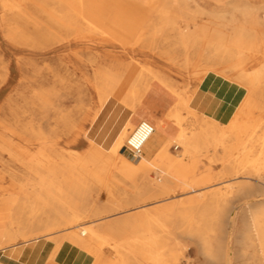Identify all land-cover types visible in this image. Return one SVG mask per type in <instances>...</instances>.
Returning a JSON list of instances; mask_svg holds the SVG:
<instances>
[{
    "label": "rangeland",
    "instance_id": "1",
    "mask_svg": "<svg viewBox=\"0 0 264 264\" xmlns=\"http://www.w3.org/2000/svg\"><path fill=\"white\" fill-rule=\"evenodd\" d=\"M0 1L2 2H0V77H3L5 73L10 74L7 85L0 93V120L5 119L8 124H13L14 120L9 115V110L14 108L16 117H19L21 123H25L31 118L37 128L47 136V141L41 143L29 141L30 138L23 140L19 137H12V142L15 145L35 153L48 144L49 149L55 153L72 154L77 152L81 159L85 158L92 149L93 143L88 138L92 133L94 134V120L101 113L103 107L98 102V93L95 87L98 71L120 73L127 66H132L130 83L135 85L138 73L148 68V70L159 72L172 80L176 91L188 97L190 92L188 87L191 82L200 80L209 73L220 75L215 71L205 70L206 63L204 61L196 63L191 60L186 64L182 48L174 41L175 31L171 30L169 25L176 22V27H182V22L192 18L210 21V27L229 33L242 21V13L248 7L243 3L237 4V0H170L169 2H174V4L166 11H161L158 8L145 11L142 30L122 39L111 31H104V34L81 31L82 33L79 35L71 31L68 32L66 26L56 22V19L63 16V10H65L60 3H56L58 0H51V2L49 0H38L39 2L36 0H34L35 2L33 0ZM5 1L9 2L8 4L19 2V8L22 6V12L28 15V21L21 19L22 29H24L22 35L11 36L5 28L9 16V9L4 8L3 10ZM10 1L12 2L10 3ZM43 2L44 4H42ZM224 2H226L225 8L215 5ZM53 3L56 6H52ZM211 5H215V7L213 8ZM54 9H58V12L56 10L54 12ZM43 12L47 13V16ZM53 18L54 20H52ZM45 19L47 22H44ZM26 22L29 24H24ZM35 29H37L36 34L39 29L41 32L39 31L40 33L36 35ZM53 29H58V31ZM43 36L46 40H41ZM54 37L56 38L54 39ZM195 72L199 74L195 75ZM223 78L236 83L230 78ZM138 87L139 85L135 86V89ZM139 91L140 94H143L142 101L150 95L144 93L143 84ZM263 92L264 89L262 90L264 95ZM34 93L47 97L48 104L37 103L36 106H31L30 100ZM8 98L11 99L10 102L7 101ZM261 99H264V96ZM110 101L123 104L121 99L110 98ZM261 107L264 109V100ZM183 111L181 113L185 115L186 112ZM169 113L170 111L165 116L167 122L162 121L167 127H173V119ZM258 113L259 111L256 112V114ZM62 115L67 117L66 123L60 120ZM191 119L187 117L188 121L186 120L175 128L185 129L186 132L192 131L194 119ZM138 123L129 129L121 146ZM17 128L19 129L20 126L18 125ZM175 145L179 147L176 148ZM195 145L188 148L176 141L173 143L166 142L164 139L159 140L154 159L149 160L155 162H153V166H148L150 168L147 173L148 179L154 183L151 188H147L143 183L132 188H128V184L124 181L117 184L115 181L121 180L119 175H115L113 180L107 183L108 186H104L100 184V180L106 177L104 170L91 166L85 170L76 169L73 177L80 180L78 187L75 188L77 194L73 193V197L78 198L77 213L80 215L76 224L79 226L90 224L96 228L99 224L119 221L141 212H147L149 216L157 218L159 211L156 210L163 205L169 203L178 205L193 197L199 199L201 192H208L206 197L208 198L214 187L198 192L199 187H195L194 183L199 178H210L212 181L210 184H214L217 181L233 178L229 174L234 170L237 171L236 177L240 178L230 182L228 193L219 202L221 211L218 214L214 213L213 206L206 201L192 209L191 214L196 221L192 225L193 231H189L184 222L172 219L165 222L164 228L156 227L154 232L159 239L164 240L165 252L177 256L174 260L175 264H264V256L258 252L253 232H249L248 205L264 208V185L260 186L254 180L256 173L259 172L257 170V152L251 157L245 158L241 157V153L233 146L229 152L225 153L221 149H217V151L210 148L204 149L197 142ZM232 150L233 152H231ZM118 152L128 159H132L131 155ZM221 159L228 161L222 164L219 162ZM176 171L181 172L184 176L180 178V181L168 176L169 174L174 175ZM95 175L100 177V180L94 178ZM248 175H251L252 180L241 179ZM29 181L26 171L6 153L0 151V204H2L0 216L3 217L0 248L5 247L1 241H3L8 220L14 208L13 197L8 194L18 188H27ZM161 185L167 189V193L164 195H160L158 191ZM193 189L197 190L192 191ZM67 192H69L68 187ZM35 206L36 204L32 203L29 209ZM83 209L84 212L81 214ZM70 216L72 214L67 212V217ZM53 217L52 214L50 218ZM104 229L97 230L103 232ZM34 232H38V230H29L26 238L16 237L6 244L7 247L11 248L35 241L32 240L37 236ZM204 237H207L211 250L218 251L217 259L211 260L204 253L205 246L202 241ZM64 243L69 244L67 242L62 244ZM118 258V253L110 246L103 247L102 259L104 261L109 263Z\"/></svg>",
    "mask_w": 264,
    "mask_h": 264
},
{
    "label": "bare ground",
    "instance_id": "2",
    "mask_svg": "<svg viewBox=\"0 0 264 264\" xmlns=\"http://www.w3.org/2000/svg\"><path fill=\"white\" fill-rule=\"evenodd\" d=\"M6 1L3 2V10L4 8H8L9 16L6 23L4 22L6 24L5 28L11 36L22 35L24 29H22L23 25H21V22L23 19L27 20L28 15L22 12V6L19 8V2L14 4L10 1L11 4H8L9 2ZM49 1L51 2V0ZM169 1L58 0L56 3H60L65 10H63V16L56 19V22L63 24L67 27L68 32H74L76 35L81 34L83 31L90 33L111 31L118 37L126 39L142 30L141 27H143L145 21V11L156 8L161 11H166L168 7L174 4V2ZM241 3L248 7L242 13V21L229 33L215 27H210V21L192 18L182 22V27H176V22L174 23L175 25H169L170 29L175 31V36L173 35L174 41L182 48L186 64L191 60L196 61V63L198 61L199 63L204 61L206 63L205 70L215 71L220 76L230 78L243 88L244 92L246 90V97L244 95L242 102L239 103L240 105L227 124H220L210 118L196 114L188 107L190 97H185L177 92L172 80L164 77L159 72H152L148 68L138 73L136 76L137 84L135 85H131L132 83H130L133 71L132 66H127L120 73H111L103 70L98 71L96 73L97 84L95 87L100 106L110 101V98L121 99L123 101V104H121L128 108L129 111L137 112L140 109L142 114L145 113V109L141 107L143 94H140L139 91L142 84L144 93L152 94L162 92L163 95L165 94L175 99L173 106L169 110V116L173 119V127H167L160 119L148 118L145 119L146 121L144 120L151 124L153 132L143 144L141 143V153L142 151L144 152L150 141L156 140L158 142L161 139L173 143L176 141L188 148L196 146L195 142H197L204 149L210 148L214 151L221 149L225 153L229 152V149L233 146L241 153V157L245 158H249L257 152V170L260 173H256L254 180L260 186H263L264 109L261 107V103L264 99H261V97L264 96L262 94V90L264 89V0H237V4ZM225 4L226 2L215 5L225 8ZM215 5L211 6L214 8ZM55 10L57 11L58 9H54L53 11L55 12ZM43 13L47 16L46 14L48 12ZM48 16L52 17L49 14ZM44 22H47V20L45 19ZM24 24H29V22ZM36 25L38 24L36 23ZM41 27L40 29H42ZM40 29L38 33L41 32ZM36 31L37 29L34 31L35 34ZM44 38L43 36L41 40ZM41 40L40 42H43ZM198 74L195 72V75ZM9 75L5 73L3 77H0V93L7 85L10 78ZM137 85L139 87L135 89ZM10 100V98L7 99L9 102ZM37 103L46 105L48 104V99L39 93H34L31 97L30 104L31 106H36ZM183 110L186 112L185 115L187 117L194 119L192 131L186 132L184 131L185 129L179 130L175 128V126L179 127L187 120V117L181 113ZM258 111L259 113L256 114ZM9 115L13 117V124H8L5 119L0 120V151L6 153L8 157L16 161L29 175L30 181L28 182L27 188H18L8 194V196L13 197L14 208L9 217L8 225L2 238L3 241H1V243L3 242L5 244V247L0 248L1 251L8 248L6 244L16 237L26 238L29 230L36 229L38 232L34 233L37 236L32 240L41 238L53 242V252H57L60 245L63 242H67L72 247L90 257L93 264H175L174 260H176L177 256L165 252L164 240L157 237L154 229L156 227L164 228L166 225L165 222L174 219L184 222L189 231H193L194 227L192 225L195 221L191 214L193 207L208 201L213 206L214 213L218 214L221 211L219 202L228 193L227 189L230 188V182L240 178L236 177L237 171L234 170L229 174L233 178L225 181H217L214 184H210L212 182L210 178H199L194 183L195 187H199L198 192L214 187L209 193L210 197L208 196L206 198L208 192H201L199 199L193 197L187 199L185 202H180L178 205L174 203L163 205L156 210L159 211V217L157 218L149 216L147 212H141L119 221L99 224L96 228L90 226V224L79 226L76 224L80 216L77 213L78 198L73 197V193L77 194L75 188L80 183L79 179L73 177L76 169L82 168V170H85V168L91 166L104 170L106 173L105 178L100 180V177L97 175L94 177L100 180V184L104 186H108L107 183L112 181L115 175H119L121 180H116L115 182L118 184V182L124 181L128 184V188L136 187L141 183L146 184L147 188L153 187L154 183L148 179L147 173L150 169L148 166H153L154 161H149L150 159L142 154H137L130 160L118 152L121 147V142L126 137L129 129L134 127L133 123L126 122L124 124L117 132L114 144L108 151L104 153L101 149L92 147L86 157L81 159V156L77 152H73L72 154L55 153L49 149L48 144L44 148L38 149L35 153L29 152L24 147L15 145L12 142V137H19L23 140L30 138L29 141L41 143L47 141V136L37 128L31 118L27 122L21 123L19 117H16L14 108L9 110ZM60 120L66 123L67 117L62 115L60 116ZM18 125L20 126L19 129L17 128ZM175 146L176 148L179 147L178 145ZM227 161L221 159L219 162L224 164ZM252 162L254 161L252 160ZM161 174L163 175V173ZM168 176L179 181L180 178L184 177L179 171H176L174 175L169 174ZM241 179L252 180V177L248 175L241 177ZM67 187L69 192H67ZM159 188L160 195L167 193L164 185H161ZM195 190L193 189L192 191ZM32 203H35L36 206L29 209ZM248 206L249 232H253V236L258 245V252L261 256H264V208L257 207L256 205ZM67 212H70L72 216L67 217ZM83 212L84 209L81 211V214ZM52 214L54 217L50 218ZM99 228L105 229L102 230L103 232H99L97 230ZM206 238H202L205 246L204 253L211 260H215L219 257L218 251L211 250L209 241ZM104 246H110L118 253L119 258L109 263L104 261L102 259V249ZM51 258L52 255H50Z\"/></svg>",
    "mask_w": 264,
    "mask_h": 264
},
{
    "label": "crops",
    "instance_id": "3",
    "mask_svg": "<svg viewBox=\"0 0 264 264\" xmlns=\"http://www.w3.org/2000/svg\"><path fill=\"white\" fill-rule=\"evenodd\" d=\"M188 88L190 91L188 107L218 123L230 120L245 95L243 88L239 85L212 73L191 82ZM174 102L173 97L163 95L162 92L152 93L141 102V107L145 108V113L142 114L140 109L137 112H131L123 105L108 101L95 118L94 134L92 133L88 140L93 143L92 147H97L105 153L113 146L117 132L126 122L135 125L148 118L166 121L165 116ZM157 149L158 142L152 140L141 154L148 159H154ZM2 222L3 217L0 216V231ZM53 249V242L38 239L1 251L0 264H93L85 253L70 244H61L57 252H53ZM50 255H52L51 259Z\"/></svg>",
    "mask_w": 264,
    "mask_h": 264
},
{
    "label": "built area",
    "instance_id": "4",
    "mask_svg": "<svg viewBox=\"0 0 264 264\" xmlns=\"http://www.w3.org/2000/svg\"><path fill=\"white\" fill-rule=\"evenodd\" d=\"M152 132L153 128L148 122L140 121L122 144L121 152L131 155L132 157L141 154V146Z\"/></svg>",
    "mask_w": 264,
    "mask_h": 264
}]
</instances>
